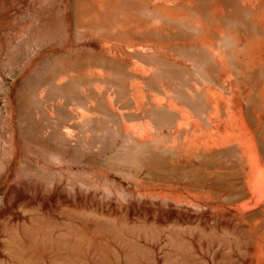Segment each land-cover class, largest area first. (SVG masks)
I'll return each mask as SVG.
<instances>
[{
	"label": "bare ground",
	"instance_id": "1",
	"mask_svg": "<svg viewBox=\"0 0 264 264\" xmlns=\"http://www.w3.org/2000/svg\"><path fill=\"white\" fill-rule=\"evenodd\" d=\"M154 1L156 0H86L84 3L82 0L84 6H81L79 1L75 4L77 7L75 10L77 11L78 4L83 8H79L78 13L75 12L77 16L74 18L80 20H77L79 22L76 21V24L80 25L82 22L90 29L100 28V31L85 30L86 32L82 33L84 38L92 37L97 40L95 51H91L92 47L91 49L89 47L93 54L83 56L76 54V57L68 61L65 60V56H61L66 62L60 60L63 62L59 69L61 71L55 72L56 76L58 74L61 76L60 81L63 84L66 82L63 87H59L58 84L55 86L63 88V91L59 92L73 95L78 102L89 107V113L85 117L74 111L67 113L71 127L81 131L88 126L86 132L92 134L102 132L105 135L113 131L118 136L113 146L111 145L107 158L112 164L107 168L108 174L115 171L121 178L133 184V190L126 194L129 196L128 202L124 199L126 202H121L126 204H123L118 198L106 200L103 194L102 197L100 193L91 194L88 189L84 190L82 187L71 193L68 186L60 183L61 181L48 180L43 185H36L37 187L27 186L26 183L14 184L5 196L8 208L0 210V262L6 261L3 260V254H7L8 264H86L85 255L79 253L74 236H84L90 245L94 240L93 232L96 233L103 228L120 238L123 242L121 245L139 247L144 241L136 236V223L141 221L145 226L157 230V243L162 245L160 249H167L164 255L167 262L174 260L179 264H196L193 254L197 252L199 240L197 236L210 228L217 232L236 235L235 242L240 248L243 246L240 243L242 233L248 235V241L246 239L243 242L245 253L235 264H264V206L249 214L246 213L249 207L247 201L264 198V160L260 157V154L264 155L263 137L258 130L252 131L248 127L241 111L234 114L226 111L222 120L216 104L212 102L211 89H206L202 93L197 91L196 95L185 94L182 90L184 69L178 59L182 54L191 51L185 44L188 35L181 32L185 31L186 27L180 24L185 27L180 28L178 24L183 22L181 15L184 10L192 12L195 18L189 28L201 31L205 35L208 33V39L211 41L215 34L218 35L219 31L228 25L231 18L242 14L245 1L160 0V5H154ZM170 4L173 6H169ZM146 12H150L153 19L156 16L152 15V12L157 13V18L162 21L156 24L152 18L145 17ZM102 28H107L108 31H103ZM204 37L198 40L199 43L204 44L208 40ZM148 41H154L156 52L159 53L153 59L172 67L168 74L175 82L173 87L175 97L167 104L152 101L146 96L141 88L142 83L132 81V69H128L137 60L151 59L138 48ZM136 47L138 49H135ZM164 48L171 49L169 53H173L177 58H173V55H171L173 59L167 56V52L162 51ZM215 53L212 52L211 56L216 57ZM200 56L203 62L207 61L206 53L201 52ZM254 62L251 60L247 65ZM224 70L225 66L222 72ZM94 75L97 79L92 78ZM142 76L146 85L153 84V80L146 74L142 73ZM50 78L45 82L48 83ZM50 82L47 85H52ZM96 82L116 87L119 97L126 99L123 110L115 107L117 97L108 91L104 92L103 86L95 84L90 93L84 96L75 94L77 86H92ZM51 85L50 88L55 89ZM203 100L207 103L208 109H202ZM218 121L227 125L222 127V123L216 124ZM234 121H238L236 127L232 126ZM259 123L260 119L256 117V124ZM155 128L160 133L165 132L171 144L166 143L165 137H161V134H155L153 132ZM33 130L35 132L36 129ZM36 131L40 132L35 133L37 144L47 151L51 149L48 145L51 142L45 141L41 134L42 130ZM61 135L69 138L71 129L64 127ZM204 135L207 136L206 141L201 139ZM62 136L59 132L56 139ZM56 139L51 138V141H58L55 143L58 145L60 140ZM67 143L64 145L70 148L71 145ZM243 148H248L252 160L248 183L237 180L239 174L234 170L235 167L234 169L230 167L232 160L237 159ZM52 149L54 150L53 147ZM106 151L108 150L105 146L102 154ZM62 152H65L64 149ZM179 153H183L186 159L180 157ZM89 159L92 161L94 158ZM89 159L87 162L91 163ZM12 164L15 165V162ZM99 178L104 179L103 176ZM113 186L111 188H115V185ZM248 186L252 190L250 198V192L246 190ZM198 188L217 192L219 193L217 197H221V200L213 201L212 212L208 215H199L192 210H181L180 206L186 202V198L183 199L181 196L182 192ZM94 189L99 191L95 187ZM96 239L93 242L98 244L99 248L103 242ZM101 247L99 252L102 250ZM215 248L217 250L214 257L219 258L223 257L225 250L228 249L225 241L220 244L214 242L210 250ZM127 253L130 252L127 250ZM106 256L103 257L106 258L102 259L103 262L108 259ZM133 263L136 264L131 261V264Z\"/></svg>",
	"mask_w": 264,
	"mask_h": 264
},
{
	"label": "rangeland",
	"instance_id": "2",
	"mask_svg": "<svg viewBox=\"0 0 264 264\" xmlns=\"http://www.w3.org/2000/svg\"><path fill=\"white\" fill-rule=\"evenodd\" d=\"M76 1L0 0V210L8 208L5 196L14 184L26 183L27 186L37 187L48 180L61 181L60 183L68 186L71 193L82 187L84 190L88 189L91 194L100 193L101 197L103 194L106 200L118 198L120 202H128L129 196L126 194L128 191L133 190V184L121 178L115 171H113V174H108L109 169L107 167L112 164V161L107 157L118 136L113 131L110 132L111 134L107 133L105 135L102 132L92 134L86 132L88 126L81 131L73 129L67 113L74 111L85 117L89 113V107L87 104L78 102L73 95L69 96L59 92L63 91V88L60 89L59 87H63L66 82L63 84L60 81L61 76L59 74L56 76L55 72L61 69L60 67L63 66L62 63L66 59L68 61V59L77 55L91 54L92 52L89 50L91 47V51H95L97 40L92 37L84 38L82 33L86 31L96 32L98 29L100 31V28L90 29V27H85L82 22L80 25L76 24L79 19L74 17L77 16L76 13L79 12V8H83L81 6L85 5L86 0L83 4L82 0ZM79 1H81V6L78 4L77 12L75 4ZM244 1L245 6L242 14L239 17L231 18L228 25L222 31H219L218 35L215 34L211 41L208 39V33L205 35L201 31L189 28L191 21L195 18L192 16V12L190 13L187 9L184 10L181 15L183 22L178 24H183L187 29L186 31L185 27L180 25V28L183 27L185 30L181 32L188 35L185 44L188 50L191 51L182 54L181 58H178L184 69L182 90L185 94L196 95L197 91L202 93L206 89H211L213 92L212 102L216 104L222 120L225 118L226 111L233 114L241 111L248 127L252 131L258 130L264 140V0ZM154 5H160V0L154 1ZM169 6L173 5L170 4ZM152 13L157 18V13ZM149 16H151V13L146 12V18L153 17ZM156 18H152V21L159 24L157 22L162 20ZM101 30L108 31L107 28ZM201 34H203L202 37L205 36L204 38L208 39L204 44L198 41L202 38ZM78 40H82V42ZM68 43L71 44V49H69ZM82 44L88 47L84 48ZM76 46H79V49ZM81 47L83 50L86 49L87 52L86 50L83 52ZM138 48H141L151 59L137 60L135 64L130 65L128 69H132V81L141 82L142 91L152 101L167 104L171 98L175 97L173 91L175 82L168 74L172 67L153 59L155 55L159 54L156 52L154 41L144 42ZM73 49H75L74 52ZM162 51L167 52L166 55L169 57L173 55V53H169L171 49L164 48ZM211 51L217 53H215L216 57L211 56ZM201 52L206 53V62H203L200 56ZM61 56H65V60H62ZM173 58L177 57L173 55ZM173 58L171 57V59ZM251 60L255 61L254 64L247 65V62ZM224 66L225 70L222 72ZM142 73L153 80L151 86L144 83L145 79ZM50 77L55 80L53 81ZM47 78H50V81L52 80L49 81L52 83V85L50 84L53 86L52 88L57 84L59 87L51 89L50 85H47L49 82L46 83ZM92 78L97 79V76L94 75ZM53 82H55V85H53ZM95 84L103 86L104 92L108 91L115 95L117 97L114 102L115 107L123 110L126 99L119 97L115 86L96 82L92 86H77L74 92H76V95L84 96V94L90 93ZM202 109H208L205 101L202 102ZM256 117L260 119L259 125L256 124ZM234 122H232V126L236 127L238 121ZM221 123L220 121L216 122V124ZM225 125L227 124L222 123V127ZM64 127L71 129V136L67 139L63 137L64 135H61ZM33 129L42 130V137L46 142H51L50 144L47 143L51 149L54 148V150L52 149L54 153L51 149L47 151L46 148L44 149L37 144L35 133L39 131L35 130L34 132ZM55 130L56 132H54ZM59 132L62 138L56 139ZM153 132L161 134V137H165L166 143L171 144L165 132L160 133L156 128ZM50 137L60 140L59 144H63L64 148L61 149V144H55L58 141H51ZM84 137L85 139H82ZM201 139L206 141L207 136L204 135ZM63 140H69L67 142L70 143ZM65 143L71 145L70 148L64 145ZM58 146L61 152L63 149L65 151L60 152L61 155L58 153ZM105 146L108 151L102 154ZM247 149L243 148V152L236 157L238 160H232L230 165L233 169L235 167L234 170L239 174L237 180H243L244 183H248L249 167L252 166V160ZM64 153L66 155H62ZM88 156L94 159L91 161ZM179 156L186 159L183 153H179ZM260 157L264 160L263 154H260ZM88 159L91 163L87 162ZM239 160H242V162L240 163ZM243 160L245 163H243ZM13 162H15V165L12 164ZM245 165L247 168H245ZM224 171L229 172L228 170ZM102 176L104 179L99 178ZM110 185L112 187L115 185V188H111ZM94 187L99 191H96ZM246 190L250 192V198L252 190L249 186L246 187ZM217 194L219 193L199 188L190 192L183 191L181 196L183 199L186 198V202H184L186 204L183 203L180 206L181 210H192L199 215H208L212 212L213 201L221 200V197H217ZM124 202L121 203L126 204ZM247 202L249 204L247 214L264 206V198L262 200L251 199ZM208 208L209 210H207ZM231 209L233 210L234 207ZM232 213L235 212L232 211ZM31 216L27 215V217ZM99 232L101 233L99 234ZM242 235L240 243L245 246L243 242L246 239L248 241V235L245 236L244 233ZM92 236H94L92 237L93 241L97 236L96 240L103 242L102 247L99 245L98 248V244L93 241L88 245V241L84 236H74V242L78 244L79 253L82 256L85 255L86 264H105V262L107 264V261L108 264H131V261L136 264H179L174 260L169 261L168 258L169 262L165 260L164 255L167 249H160L162 245L157 243V230L145 226L141 221L136 223V236L144 241L139 247L121 245L123 242L120 238H117L113 232L103 228L96 233L93 232ZM244 236L245 238H243ZM197 237L199 239L197 252L193 254L196 264H235L238 259H242L245 253L244 247L240 248L238 243L235 242L236 235L234 236L231 233L225 234L208 228L204 234H199ZM222 241H225L228 249L225 250L226 253L223 257H214L217 248L210 250V246L213 247L214 242L220 244ZM100 247L102 250L99 252ZM127 250L133 256H130ZM129 250H132L133 253ZM134 251L139 252L134 253ZM92 254L93 256L90 257ZM103 254L108 255V257L105 255L108 259L104 262L103 260L106 258H103L105 257ZM128 256L129 258H127ZM3 260L6 261L0 262V264H8L7 254H3Z\"/></svg>",
	"mask_w": 264,
	"mask_h": 264
}]
</instances>
